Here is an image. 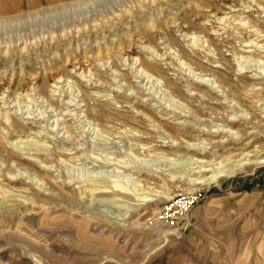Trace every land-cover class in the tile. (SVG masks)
<instances>
[{
	"label": "rangeland",
	"instance_id": "1",
	"mask_svg": "<svg viewBox=\"0 0 264 264\" xmlns=\"http://www.w3.org/2000/svg\"><path fill=\"white\" fill-rule=\"evenodd\" d=\"M260 157L264 0H0V264H264Z\"/></svg>",
	"mask_w": 264,
	"mask_h": 264
},
{
	"label": "bare ground",
	"instance_id": "2",
	"mask_svg": "<svg viewBox=\"0 0 264 264\" xmlns=\"http://www.w3.org/2000/svg\"><path fill=\"white\" fill-rule=\"evenodd\" d=\"M162 5V4H161ZM162 14V13H161ZM131 23V22H130ZM114 27V26H113ZM81 31V30H80ZM79 31V32H80ZM77 32V31H76ZM84 36V35H83ZM111 40V39H110ZM83 42H86V41H83ZM129 58V57H128ZM137 62V61H136ZM136 64V63H135ZM134 64V65H135ZM86 73V72H85ZM137 73L139 75H143V71L141 69H138L137 70ZM137 74V75H138ZM150 79V78H149ZM39 98H41L39 96ZM43 98V97H42ZM41 98V100H43ZM180 113V112H179ZM10 127V126H9ZM11 128V127H10ZM188 130V129H187ZM181 131V130H180ZM160 136L161 138H167V139H173V136L165 131V130H161L160 132ZM66 138L67 139H70L71 136L70 135H66ZM9 143V142H8ZM15 145V144H14ZM16 147V150L19 151L20 153H23V152H28V153H34L36 154L38 157L40 158H43L46 159L47 157H49V153H51V150L48 146H46L45 142H42V141H37V140H33V139H30V140H25V141H19L16 143L15 145ZM190 149H198V150H204V147L202 146V144H196V145H192V144H189L188 146ZM94 149V148H93ZM178 149V148H177ZM57 151L59 153H63V150L61 148H57ZM130 152H134L133 149L130 147L129 149ZM32 155V154H31ZM34 156V155H33ZM135 156V161L140 163L141 165L145 166L147 164H149V161H141L139 159H136V155ZM133 156V157H134ZM257 160L260 162V163H264V158H257ZM192 161V160H191ZM193 164H196V165H200L199 169H202L204 168V163L199 161V160H194L193 161ZM246 164V162L240 160L238 162H235V165L237 166H244ZM150 165V164H149ZM182 166V165H181ZM186 167V166H184ZM187 168V167H186ZM189 168V167H188ZM216 168V167H215ZM184 169V168H183ZM191 169V168H190ZM223 170H224V167H218V169H216L215 172H212V175L211 176H206V174H204L205 171H201L199 172V175L198 176H194L192 174H190V171L188 169H184L183 171L181 172H171L169 174V180L171 181H183L187 184V186L189 187H195V186H198V185H202V184H205V182H208V181H212L213 179H215L218 175L222 174L223 173ZM232 170V169H231ZM194 171V170H193ZM100 173V172H98ZM92 174V173H91ZM105 174V173H104ZM103 173H100V174H92L88 177L85 178V180L82 181V191L81 193L84 194L83 191L85 190H91V191H108L110 192V194H114V193H117L118 191V195H122L123 198H125L126 200L128 201H135V199H140V198H145L143 196V187L140 186V184H138V182H133V186L129 187V188H125L122 184H120L119 182H113L112 184H110L109 180H108V175H104ZM177 174H180L177 176ZM224 174V173H223ZM110 178V177H109ZM131 179V178H130ZM37 180V179H35ZM40 185V184H39ZM38 185V186H39ZM76 187V186H75ZM80 187V186H78ZM77 188V187H76ZM80 188V189H81ZM89 191V193L91 192ZM87 193V192H86ZM88 193V194H89ZM71 213V212H70ZM71 215V214H70ZM83 222H84V225L86 227H88L90 225V221L87 219V218H83ZM82 224V223H81ZM79 226V225H78ZM80 227V226H79ZM86 230V229H84ZM87 234V233H86Z\"/></svg>",
	"mask_w": 264,
	"mask_h": 264
},
{
	"label": "built area",
	"instance_id": "3",
	"mask_svg": "<svg viewBox=\"0 0 264 264\" xmlns=\"http://www.w3.org/2000/svg\"><path fill=\"white\" fill-rule=\"evenodd\" d=\"M197 201L198 198L194 194L181 196L168 204L162 210L161 218L164 219V221L174 222L175 220H177L179 214H185V212L193 207L197 203Z\"/></svg>",
	"mask_w": 264,
	"mask_h": 264
}]
</instances>
